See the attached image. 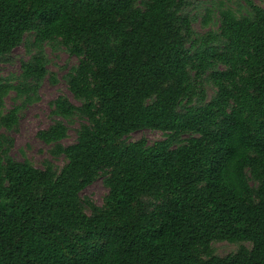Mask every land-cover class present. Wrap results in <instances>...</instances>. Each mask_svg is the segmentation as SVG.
<instances>
[{
    "label": "trees",
    "instance_id": "16d2710c",
    "mask_svg": "<svg viewBox=\"0 0 264 264\" xmlns=\"http://www.w3.org/2000/svg\"><path fill=\"white\" fill-rule=\"evenodd\" d=\"M187 4L0 0V57L30 33L63 45L80 105L59 97L54 113L87 121L66 146L61 122L37 132L66 158L58 171L11 158L0 135V264H264V8H222L195 36ZM33 60L24 82L44 74ZM17 122L15 107L0 128ZM142 129L169 134L124 140ZM99 176L108 193L88 213ZM214 240L251 246L218 256Z\"/></svg>",
    "mask_w": 264,
    "mask_h": 264
},
{
    "label": "rangeland",
    "instance_id": "374dc122",
    "mask_svg": "<svg viewBox=\"0 0 264 264\" xmlns=\"http://www.w3.org/2000/svg\"><path fill=\"white\" fill-rule=\"evenodd\" d=\"M264 8V0H252ZM183 13L192 19L191 27L195 36L206 32H214L219 26V11L231 8L236 15L246 12L245 0H187ZM34 34H25L24 40L9 54L0 57V117L12 108H18V122L10 129L0 128L3 148L7 155L18 161H28L32 166L42 169L50 164L60 170L66 163L63 154L55 155L54 144L42 141L37 132L50 125L61 122L67 127V135L60 140L62 146L76 141L80 127L87 123L78 112L72 118L65 119L54 113L57 98H66L75 106L80 102L68 87V72L78 59L69 53L58 42H45L42 49L33 46ZM34 56L44 58V74L41 78H30L24 82L23 64L34 61ZM203 87L207 99L215 94V87L205 83ZM169 132L160 129H142L124 137L126 141H134L144 137L149 144L166 138ZM108 188L104 178L99 176L81 192L80 199L87 206L90 201L96 207L104 205ZM87 212L90 208L86 207ZM250 247L249 242L214 240L211 243L213 252L225 256L237 251L241 246Z\"/></svg>",
    "mask_w": 264,
    "mask_h": 264
}]
</instances>
